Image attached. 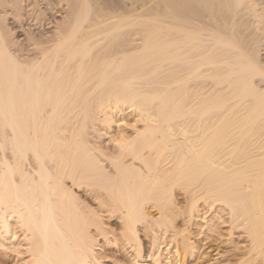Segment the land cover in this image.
Listing matches in <instances>:
<instances>
[{"label":"bare ground","instance_id":"1","mask_svg":"<svg viewBox=\"0 0 264 264\" xmlns=\"http://www.w3.org/2000/svg\"><path fill=\"white\" fill-rule=\"evenodd\" d=\"M263 55L264 0H0V247L101 264L102 240L189 264L199 218L229 237L224 264H264Z\"/></svg>","mask_w":264,"mask_h":264},{"label":"rangeland","instance_id":"2","mask_svg":"<svg viewBox=\"0 0 264 264\" xmlns=\"http://www.w3.org/2000/svg\"><path fill=\"white\" fill-rule=\"evenodd\" d=\"M264 56V55H263ZM127 114H129V113H127ZM126 114V116H125V118H123V120L125 121V123L127 124V125H124V126H122L121 125V127L123 128V130H125L126 132H128V133H130L131 132V130H132V128H131V126L129 127V123L128 122H130V124L133 122V114L132 113H130L129 115V117L127 118V115ZM132 116V117H131ZM117 118H120V117H117L116 116V118L115 119H117ZM132 119V120H131ZM115 124L117 123V124H119V122L117 121V122H114ZM114 123H112V125H111V127L112 128H110V131L112 132V133H114L116 130H117V124L115 125ZM124 123V122H123ZM98 128H97V127ZM95 127H92V125H89L88 126V128L90 129H88L87 128V131H89L88 132V139L89 140H91L90 142L91 143H93L94 144V142H92V140L93 141H95V144H98V146L100 145V146H102V147H105V148H110V147H112L113 146V144L111 143L112 141H111V137H110V134H111V132L109 131H107L108 133H105V130H104V133H103V126H98V125H96ZM125 126L127 127V128H129V129H127V128H125ZM101 127V128H100ZM94 130H93V129ZM116 128V129H115ZM125 128V129H124ZM130 128H131V130H130ZM91 129L93 130V131H91ZM98 131H97V130ZM113 130V131H112ZM115 130V131H114ZM130 130V131H129ZM94 131H95V133H94ZM97 131V132H96ZM101 134H99V133ZM91 133V134H90ZM97 133V134H96ZM102 133H103V135H102ZM110 133V134H109ZM105 134V135H104ZM93 137H92V136ZM98 136H100V137H98ZM99 138V139H98ZM110 143V144H109ZM107 146V147H106ZM176 185V184H175ZM175 185H173V186H171V187H173L172 188V190L174 191V196H175V201H176V203H177V206L178 207H180L181 206V204L183 205L184 204V201L182 200L183 198V194L182 193H180V192H182L181 191V188L180 187H178V185L179 184H177V186L175 187ZM78 194H81V192H79L78 191ZM80 197V199H85L87 202H89V198L86 196L85 197V195H83L82 196V194L79 196ZM88 198V199H87ZM147 209V212L150 214V216H152V217H156V215H157V211L155 210V208L154 207H152V206H149V207H147L146 208ZM178 211H176L175 213H174V217L176 216V219H174V222H173V226H174V228L173 229H181L182 228V218H181V216H180V212H178V214L179 215H177L176 213H177ZM98 214H101V223H102V225H103V229H105L106 230V232L109 234H107L108 235V239H110V240H112V239H117L118 237H119V231H118V222H117V218L114 216V217H112V219L110 218L109 219V217H107V216H105V215H103L102 213H99L98 212ZM210 214V215H209ZM211 215H212V213H209V212H207V214L205 215V217H208L207 218V220L206 221H209L208 223H210V221H211ZM179 216V217H178ZM211 217V218H210ZM198 221H196L195 220V222L193 221V223L190 225V230H192L191 232L193 233L192 234V236H193V239L195 238L196 239V241L197 240H202V243L203 244H201L200 245V247H199V255H198V257H196L194 260H190V263L189 264H224V263H226V262H224V258H225V256L227 255V256H230L229 254L231 253V252H227V254H226V252H224V250H228V246H230V244L228 243L229 241H228V239H229V237L228 236H221L220 238H219V236H217L216 235V232L215 233H213V235H215L214 237H215V239H213L214 237H210V235H211V232L208 230V226H207V229H206V226H205V224L203 225V223L205 222V220L203 219V220H201V219H197ZM201 220V221H200ZM212 221H214V219L212 220ZM199 222V223H198ZM202 222V223H201ZM200 224H202V225H200ZM153 234L154 235H152L153 237H156L157 239V241H158V243H163V244H166V242H169L170 241V239L172 238L171 236H170V234H169V236L171 237H169L168 236V234L167 235H165V237L161 234V232H159L158 230H157V227L156 226H154L153 228ZM226 228H224V230H225ZM157 230V231H156ZM207 230V231H206ZM222 231L223 233L225 232V231ZM111 231V232H110ZM116 231V232H115ZM152 232V231H151ZM155 232V233H154ZM172 232V231H171ZM198 232V233H197ZM141 233V232H140ZM143 234H141L140 235V237H141V239L145 242V243H147L148 245V249H149V241H150V239H149V237L147 238V237H145V236H142ZM155 235H157V236H155ZM209 235V236H208ZM195 236V237H194ZM207 236H208V238H207ZM233 236H236L237 238H239V239H244V237L242 236H237L236 234L235 235H233ZM110 237V238H109ZM145 238H147V239H145ZM219 238V239H218ZM226 238V239H225ZM119 239V238H118ZM218 239V240H217ZM100 244L101 245H97L98 247H99V249H96V254H97V256L99 257V260H100V263L101 264H132L133 262H134V260H136V258L134 257V253L132 252V251H130L129 250V248H127V247H124V245H122L121 243L119 244H116V245H114L113 247H112V244H107V242H103L102 240L100 241ZM242 245V244H241ZM238 246H240V244L238 245ZM165 248H167V247H162V248H160V249H162L161 250V252H162V255H164V253L167 251ZM110 249V250H109ZM173 249H174V247H172V245H170L169 246V250H170V252H171V254H172V252H173ZM212 250V251H211ZM8 251H10V250H3L2 249V247H0V264H16V262H17V260L18 261H20L21 262V260H20V258H18L17 257V255H14V254H16L14 251L12 252V251H10V253L8 252ZM147 251L148 250H145V251H143V254H144V258H145V255L147 254ZM216 251V252H215ZM219 254H218V253ZM202 253V254H201ZM222 253V254H221ZM201 254V255H200ZM14 256H16V257H14ZM19 257H21L22 258V255L20 256V254L18 255ZM24 256V255H23ZM201 256V257H200ZM223 256H224V258H223ZM16 258V259H15ZM135 258V259H134ZM175 259L172 257V261H174ZM222 260H223V262H222ZM18 264H21V263H19V262H17ZM148 263L149 264H151V262L150 261H148Z\"/></svg>","mask_w":264,"mask_h":264}]
</instances>
